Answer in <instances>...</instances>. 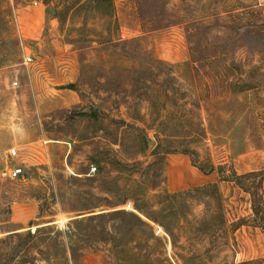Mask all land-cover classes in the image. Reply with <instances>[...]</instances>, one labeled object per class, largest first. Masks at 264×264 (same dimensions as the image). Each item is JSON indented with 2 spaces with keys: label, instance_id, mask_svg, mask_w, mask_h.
<instances>
[{
  "label": "rangeland",
  "instance_id": "rangeland-1",
  "mask_svg": "<svg viewBox=\"0 0 264 264\" xmlns=\"http://www.w3.org/2000/svg\"><path fill=\"white\" fill-rule=\"evenodd\" d=\"M263 225L264 0H0V264H264Z\"/></svg>",
  "mask_w": 264,
  "mask_h": 264
},
{
  "label": "crops",
  "instance_id": "crops-1",
  "mask_svg": "<svg viewBox=\"0 0 264 264\" xmlns=\"http://www.w3.org/2000/svg\"><path fill=\"white\" fill-rule=\"evenodd\" d=\"M17 147L21 155L25 154L24 147L21 148L18 145ZM21 163L24 165L23 161ZM167 169L166 187L169 191L175 193L192 187L210 185L216 180V176H213L211 173H203L183 155H172L170 158L168 157ZM217 184L220 185L219 182ZM233 235L232 240L237 244L238 257L247 261L264 258V232L260 228L242 226Z\"/></svg>",
  "mask_w": 264,
  "mask_h": 264
},
{
  "label": "built area",
  "instance_id": "built-area-1",
  "mask_svg": "<svg viewBox=\"0 0 264 264\" xmlns=\"http://www.w3.org/2000/svg\"><path fill=\"white\" fill-rule=\"evenodd\" d=\"M31 61L32 58L30 56H27L24 59V63L26 65H28ZM7 156L9 159H13V160L20 159L21 158L20 150L18 149L17 146H12L7 150ZM96 169H97L96 166H92L89 170V173L90 174L95 173ZM3 173L9 180H26L30 176L29 171L24 166L17 163L7 165L4 168Z\"/></svg>",
  "mask_w": 264,
  "mask_h": 264
},
{
  "label": "trees",
  "instance_id": "trees-1",
  "mask_svg": "<svg viewBox=\"0 0 264 264\" xmlns=\"http://www.w3.org/2000/svg\"><path fill=\"white\" fill-rule=\"evenodd\" d=\"M213 169H211V171H212ZM207 173H209V171L207 172ZM261 206H253V210H254V212L255 213H258V210H260V209H262V208H260ZM260 211H262V210H260ZM262 228H263V230H264V225L262 226Z\"/></svg>",
  "mask_w": 264,
  "mask_h": 264
}]
</instances>
